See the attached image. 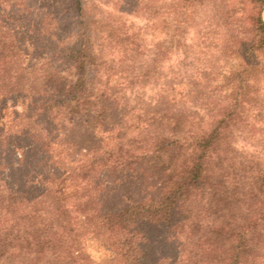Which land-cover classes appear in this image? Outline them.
<instances>
[{"label": "trees", "instance_id": "obj_1", "mask_svg": "<svg viewBox=\"0 0 264 264\" xmlns=\"http://www.w3.org/2000/svg\"><path fill=\"white\" fill-rule=\"evenodd\" d=\"M35 1L0 0V264H100L86 236L106 242V264H264V160L234 144L264 114V0L252 15L171 0L178 25L210 8L201 36L225 35L227 65L208 92L196 73L155 99L135 91L160 79L129 67L137 37L66 0L56 38Z\"/></svg>", "mask_w": 264, "mask_h": 264}, {"label": "rangeland", "instance_id": "obj_2", "mask_svg": "<svg viewBox=\"0 0 264 264\" xmlns=\"http://www.w3.org/2000/svg\"><path fill=\"white\" fill-rule=\"evenodd\" d=\"M203 1L217 6L220 1L223 3L224 0ZM236 1L244 4L240 6H244L246 14L249 15L254 14L252 8L255 4L262 2V0ZM170 2L171 0H88L90 8L88 10L99 19L97 28L109 34L113 28L116 32L121 30L137 37L139 51L134 59L135 63L130 65L127 63V66H135L138 69L154 66L158 70L160 77L158 81L144 86L143 91L135 89L145 98H157L159 86L166 82L167 78L177 77L180 81L183 77L186 78L196 73L199 74L201 80L203 78L202 83L204 84L202 85L206 86L208 92L214 89V80L222 68L227 65L225 58L221 55L225 35L218 33V36L210 31L205 40L201 36V32L205 30L203 26L211 16L210 8L201 7L193 19L178 25L167 14L166 8ZM65 5L66 0H36L30 18H38L40 15L50 16V19L54 20L51 26L55 37L61 38L69 34L71 30L67 22L68 15L63 11ZM217 10L218 18L226 15L227 18L233 16L230 12L220 10V8ZM261 18L264 22V10ZM233 19L239 22L241 18L237 15ZM248 24L249 20L245 19L243 30L245 34L249 27ZM127 93L132 94L130 90ZM262 93L261 98L264 104V90ZM217 95L219 93L215 94ZM15 109L20 111L21 106L16 105ZM260 123L251 127L245 126L240 133H237L234 144L237 148L244 149L249 154L264 160V114L260 118ZM5 186L3 183L2 187ZM82 245L89 256L100 264H106L112 258L111 250L102 239L86 236L82 238ZM20 261L21 258L16 257L10 264H21Z\"/></svg>", "mask_w": 264, "mask_h": 264}]
</instances>
